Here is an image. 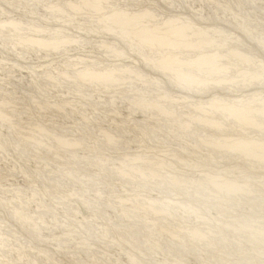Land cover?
<instances>
[{
    "label": "rangeland",
    "instance_id": "rangeland-1",
    "mask_svg": "<svg viewBox=\"0 0 264 264\" xmlns=\"http://www.w3.org/2000/svg\"><path fill=\"white\" fill-rule=\"evenodd\" d=\"M249 142L264 0H0V264H264V158L231 148Z\"/></svg>",
    "mask_w": 264,
    "mask_h": 264
},
{
    "label": "bare ground",
    "instance_id": "bare-ground-1",
    "mask_svg": "<svg viewBox=\"0 0 264 264\" xmlns=\"http://www.w3.org/2000/svg\"><path fill=\"white\" fill-rule=\"evenodd\" d=\"M110 22H113L115 25L119 26L121 28V32L124 35L128 36H133L140 41H143L145 43L151 44V45H164L166 46L167 41L164 38H168L166 33L159 32L157 28H149L145 26L144 28L140 26V16H135L131 14H126V13H113L107 18ZM168 30L174 31L175 34V28L170 26ZM180 44L185 45L186 43L183 41L182 38L180 40H177L174 45ZM162 64L164 68H174L177 67L178 65L181 64L178 58L176 57H171V56H166L165 58L162 59ZM190 64L204 67L208 71L212 72L215 71L216 69V63L213 59H210L208 56H203L201 58H198L194 62H190ZM161 65V64H160ZM175 72L179 78H184L182 77V73L179 69L175 68ZM90 77L93 79H99L103 81H109L112 80L114 77L112 73H104V74H90ZM228 112L233 115L235 118L253 124V122L250 120L248 116V110H239L235 109L232 107L228 108ZM232 149L238 150L242 154L246 156H253L257 158H264V154L261 152L264 150V143L263 142H249V143H243V144H235L231 146ZM222 188H224L226 191H237L241 189V186L239 185H233L230 183H223L221 185Z\"/></svg>",
    "mask_w": 264,
    "mask_h": 264
}]
</instances>
